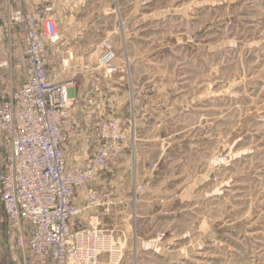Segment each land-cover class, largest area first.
Here are the masks:
<instances>
[{
    "label": "rangeland",
    "instance_id": "rangeland-1",
    "mask_svg": "<svg viewBox=\"0 0 264 264\" xmlns=\"http://www.w3.org/2000/svg\"><path fill=\"white\" fill-rule=\"evenodd\" d=\"M87 2L96 26L74 27L83 39L68 46L78 48L79 64L87 57L88 67L71 93L82 84L92 88L94 99L109 100L113 117L130 129L121 166L108 162L106 177L145 184L140 143L161 145L168 157L159 166L162 200L153 201V176V192L140 195L144 205L142 193H132L125 220H117L126 237L119 264H264V0ZM49 4L41 0L29 18L38 29L46 13L64 21L54 6L45 11ZM62 21L59 52L67 36ZM105 39L116 51L109 73L97 65ZM135 85L152 111L139 122ZM4 154L0 142V167ZM102 194L113 202L105 212L119 209L112 188ZM0 264H21L1 204Z\"/></svg>",
    "mask_w": 264,
    "mask_h": 264
},
{
    "label": "built area",
    "instance_id": "built-area-1",
    "mask_svg": "<svg viewBox=\"0 0 264 264\" xmlns=\"http://www.w3.org/2000/svg\"><path fill=\"white\" fill-rule=\"evenodd\" d=\"M50 10L53 5L45 8ZM7 24L0 15V30ZM21 25L23 60L17 68L24 79L0 90V142L5 149L0 203L13 245L21 264H119L126 237L117 227H101L99 209L106 211L113 202L94 181L112 150L124 147L130 129L117 117L103 120L99 125L103 145L82 164L69 166L62 145L70 138L64 128L75 98L73 80H62L61 75L73 54L66 51L61 69L50 72L43 50L58 40L55 17L44 14L41 29L29 18ZM100 48L97 65L113 72L114 46L105 39ZM79 191L81 203L76 200ZM144 192V185H134V193ZM85 211H93L88 225L73 228L74 219Z\"/></svg>",
    "mask_w": 264,
    "mask_h": 264
},
{
    "label": "crops",
    "instance_id": "crops-1",
    "mask_svg": "<svg viewBox=\"0 0 264 264\" xmlns=\"http://www.w3.org/2000/svg\"><path fill=\"white\" fill-rule=\"evenodd\" d=\"M87 1L88 0H49V3L54 6L55 11L60 13L63 17L64 21H62L60 16L59 18L57 17L56 23L57 26L60 25L61 21L65 24L67 36L65 37L64 41L66 46L61 52L56 51L57 44H48L47 53L44 57V63L50 72L61 69V59L66 57V51L69 50L73 54V59L70 60L69 67L64 71V73H62L61 79H71L75 81V83H77L76 76L83 75V73H85L88 67V60L87 57H84V62L79 64L80 62H78V60L83 58L82 55H79L77 52L78 48L68 46V44L74 42V39L79 42L83 39L84 34L82 35V33H77L75 36L74 27L86 28L96 26L94 22L88 20L87 18V11L89 10ZM40 7L41 0H0V15L8 21V24L0 30V90L4 91L9 87L10 84H17L22 79H24L23 71L17 68V64L21 63L23 60L22 50L24 41L21 21L25 20L26 18H34L36 14L35 12H38ZM85 59L87 61H85ZM141 88H137L136 85L134 87V95L136 97H134L133 100V108H135V118L136 115L139 114V117L136 118L138 122L143 119L144 116L150 117V114H152L151 107L148 108L150 105L148 104L149 100L142 101L138 99V91H140ZM91 89L88 90L87 88L83 87L82 84L75 95L72 93L75 101L68 112L69 122L64 128V130L70 132V138L67 139V141L62 145L64 156L69 166L82 164L93 156L98 147L103 145L99 136V125L103 120L111 118L114 115V112L110 109V101L102 99L95 100L91 94ZM89 100H91V102H89ZM142 102L144 103V109L142 108ZM154 120H159V118H155ZM145 137L150 139L149 135H146ZM136 139L142 141L140 133L136 136ZM89 150H91V154H89ZM137 151L140 154V159H143L139 166L140 170L143 171L141 174L143 178H140L146 180L145 184L142 182V180L136 183V185H138V183L144 184L146 189L145 193L139 194L138 202L139 207H141L144 205L145 201V197L143 196L150 191L153 192L149 183V180L152 179L153 176L157 177L155 178V182L157 184L156 186H158V189L154 190V192L157 194L155 197H153V201L157 200L158 198L159 200H162V194L166 193L163 192L162 187L164 184L162 183L161 176L159 174L161 169L159 166L164 164L168 157H166L162 152L161 145L159 148L158 146L156 147L152 142L138 144ZM124 153L125 150L123 148L120 150H112L111 155L108 157L106 163L102 167L101 173L97 176L94 182V185L97 187L100 193L112 188V192L116 197V202L120 204L118 210L114 209L113 211L109 212V214L103 211V208L99 209L100 225L104 228L121 226V223H118L117 220L119 219L121 222L125 220L124 215L125 211L127 210L129 196L131 197L132 193H134V185L129 187L123 180L110 181L109 178L106 177L107 174L105 166L108 164V162H115L117 166H121L119 159H122ZM83 154H86L87 156L82 159H78V156ZM2 161L0 171L2 169ZM152 166H156L154 170L152 169ZM129 190L130 195H128ZM140 195L143 196L140 197ZM82 198L83 192L79 191L76 196L77 202L81 203ZM92 213L93 211H85L80 216L75 218L73 221V228L80 229L87 226V219ZM3 216L7 222L4 213Z\"/></svg>",
    "mask_w": 264,
    "mask_h": 264
}]
</instances>
